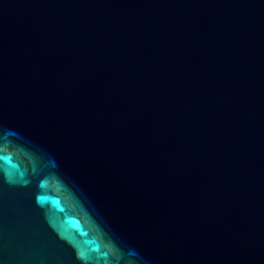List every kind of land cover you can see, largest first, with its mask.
<instances>
[{
	"label": "water",
	"instance_id": "water-1",
	"mask_svg": "<svg viewBox=\"0 0 264 264\" xmlns=\"http://www.w3.org/2000/svg\"><path fill=\"white\" fill-rule=\"evenodd\" d=\"M0 264H264V0H0Z\"/></svg>",
	"mask_w": 264,
	"mask_h": 264
}]
</instances>
